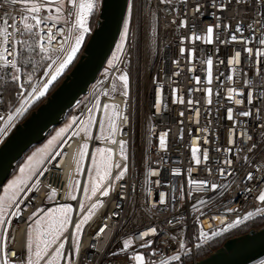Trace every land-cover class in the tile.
<instances>
[{
  "label": "built area",
  "instance_id": "2783aa9c",
  "mask_svg": "<svg viewBox=\"0 0 264 264\" xmlns=\"http://www.w3.org/2000/svg\"><path fill=\"white\" fill-rule=\"evenodd\" d=\"M197 5L201 6L200 12L195 11ZM220 7L224 10L219 11ZM127 8L128 0L124 19ZM5 10L11 11L12 6L0 9V16ZM181 20L186 22V27H179ZM262 21L264 0H241L240 3L236 0H169L168 3L133 0L129 35L124 51L116 53L120 58L114 61L120 71L109 69L108 61L113 56L109 58L87 93L65 118L69 122L85 119L97 97L101 104L107 103L118 108L115 142L90 139L87 141L88 151L92 152L96 145L101 146L112 153L114 162L119 161L122 167L126 163L128 168L125 177L114 182L113 178L119 170L113 167L112 176L102 186L111 185L109 196L103 197L97 192L84 205L86 214L92 204L101 201L85 225L78 256L74 257L73 264H133L131 257L137 253L145 256V264H164L173 255H180L182 259L171 264H195L200 260L196 256L197 250L208 247L211 241L264 214L257 211L264 205L255 199L264 191V62L257 61L255 52L249 57L244 51L246 46L254 50L264 47L256 40V37L264 38ZM217 24L221 25L219 29L215 28ZM210 25L214 27V39L215 36L219 39L210 45L203 42L193 44L189 39L192 33L204 34ZM237 27L241 29L240 33L235 31ZM233 35L237 37L236 42H230ZM249 36L253 42L245 45L242 41ZM56 37L52 47L58 48L59 32ZM181 47L186 49L183 56L180 55ZM193 48L195 55L190 63L187 50ZM237 50L241 51V64L230 67L228 60L235 56ZM209 56L213 60L211 83L207 82L208 69L203 62ZM261 61H264V57H261ZM121 72L129 76L127 98L110 96L111 78ZM5 73L8 71L0 69V77ZM229 75L233 77L231 81L227 79ZM207 88L212 89V92L206 96L204 89ZM229 88L237 93L243 92L244 97L236 95L229 100ZM157 89H160L159 108ZM173 89H177V98L182 97L183 103L172 102ZM29 90L28 87L24 89L25 92ZM249 91L254 94L252 105L247 104ZM103 92H109V95L104 96ZM20 99L19 96L9 109L0 110V117H7L14 111ZM189 99L193 101L191 105L187 102ZM237 99H241L240 104L236 103ZM229 108L233 110V120L227 119ZM243 111H250L251 115L240 116L239 113ZM181 112L184 113L182 116ZM101 114L102 110L96 113L97 116ZM11 132L0 140V146ZM90 132L97 135L98 127L94 124ZM163 132L168 133L166 150L159 149V135ZM120 141L126 142V161L121 160L118 154ZM82 143L81 139L74 138L67 146V154L59 167L54 166L60 161V157H57L56 161L43 165L49 170L42 176L28 181L29 184L36 183V187L23 194L20 204L23 212L19 219L13 220L7 241L10 264H25L26 234L31 221L29 217L33 213L68 204L72 208L73 223L81 218V187H76L77 200H70L69 194L75 181H80L81 185L86 182V170L90 164L87 154L83 158L80 173H76ZM193 147L201 150L198 152L201 157L203 150L207 149L209 161L197 165L191 159ZM249 148L252 150L249 151ZM226 159L233 161L230 167L223 163ZM221 168L233 174L221 176ZM174 170H179V174H174ZM152 171L158 174L151 175ZM250 172L254 176L252 181L245 179ZM202 180L209 185L217 184L218 188L202 191L200 185L194 183ZM190 191L191 199L188 196ZM52 192L55 195L49 201L47 196ZM161 192L165 194V205L156 203ZM201 200L203 203H200ZM193 205L198 207L194 208ZM249 211L255 213L253 217L242 221L235 228L223 231L238 216ZM212 217H221L224 223H217ZM204 219L209 221L210 228L200 224ZM102 227L104 232L97 237ZM153 227L157 233H150L147 237L151 246L140 247L143 244L140 233ZM201 228L209 233L219 232L220 235L200 243L196 235ZM72 230L70 225L63 237L65 251L69 254L72 251ZM125 239H132L133 247L123 253L121 248ZM179 240H184L185 250L179 249ZM197 243H200V247H196ZM253 264H264V258Z\"/></svg>",
  "mask_w": 264,
  "mask_h": 264
},
{
  "label": "snow or ice",
  "instance_id": "6c2138e0",
  "mask_svg": "<svg viewBox=\"0 0 264 264\" xmlns=\"http://www.w3.org/2000/svg\"><path fill=\"white\" fill-rule=\"evenodd\" d=\"M169 0H160V3H168ZM231 2V0H230ZM240 3L241 0H236ZM11 5L12 10H5L3 15L0 16V69H5L11 74V80L14 84L18 85L19 106L15 107L14 111L10 112L7 117H0V140L6 137L15 126V124L46 96L50 88L55 82L62 76L65 70L73 62L74 58L80 51V48L85 40L86 35L90 32V17H92L98 7L99 0H0V9L5 6ZM219 11H223L224 8H218ZM196 12L201 11V6L195 7ZM133 15V0H128L127 15L123 21V31L120 38V43L117 45V52L124 51L125 41L129 35L130 22ZM220 19V17H216ZM175 22V21H174ZM264 23V21H262ZM179 27H186V22L181 20ZM221 27L220 24L215 25L216 29ZM226 29L227 25L224 26ZM47 29V31H45ZM237 33L241 32V29L237 27L235 29ZM60 33L59 47H52L53 42L57 40L56 33ZM193 44L196 42H203L205 45L215 43L218 36L214 39V27L208 26L204 34L192 33L189 37ZM237 37L235 35L230 37V42H236ZM260 46H264V38L256 37ZM223 42V41H222ZM245 45L252 43V37L249 36L242 41ZM184 43V40H181ZM27 50L28 53H35L39 57L33 64L31 58L29 59L27 66L31 68V72L21 82V71L24 65L21 64V58ZM186 49L181 47L180 55L185 54ZM244 51L248 53L249 57L255 52V57L258 62L261 61V57H264V47H258L255 50L252 47H245ZM188 58L191 63L195 49H188ZM11 57V60L9 59ZM120 57L117 54L113 55V59L108 61L109 69H116L120 71L117 65L114 63ZM207 65L208 69V83H211V69L213 60L209 56L203 61ZM173 63H178L174 61ZM241 64V51L237 50L235 56L228 60V65ZM37 66L43 69L42 75L36 77L34 80V74L37 71ZM190 71L192 69H189ZM179 73H175L178 75ZM105 75L107 76V70ZM229 81L233 79L231 75L227 77ZM111 91L116 92L118 87L120 95L124 98L128 97L129 94V76L126 72H121L120 75L113 76L111 78ZM119 82V84L117 83ZM198 83L201 81L197 80ZM247 83V81H246ZM30 88L29 91L25 92V86ZM206 96L210 95L212 89H204ZM173 103H183V98H177V89H173ZM157 93V108H159V97L160 89L156 90ZM102 95L108 96L109 92H103ZM239 95L241 98L244 97V93H237L234 89L229 88L227 98L232 100L233 96ZM253 92L247 93V104H253ZM188 104H192L193 101L189 99ZM209 103L211 101H208ZM237 104L241 103V99L236 100ZM113 108V111L118 113L119 109L115 106H111L107 103L101 104L99 97L96 102L88 109V116L86 119L72 120L64 128H61L56 135L48 141L44 148L37 150L31 156L27 158V161L23 167L20 168V176L10 182L7 187L4 188V194L0 195V264H10L8 259V248L7 241L9 239V232L12 227L14 219H19L23 212L20 204L23 202V194L34 189L36 183L29 184L28 181L33 180L39 176H42L44 172L49 169L43 167L46 163L56 161L57 157H60V161L54 165L59 167L63 157L67 154V146L73 142L74 138L81 139L83 143L80 147V157L83 158L86 154L89 156L91 167L87 168L86 174L88 175L89 183L82 184L80 181L76 182V185L80 186L84 195L85 200L89 199L90 196H94L97 192H100L101 196H109V188L102 187L104 182L112 176L111 169L114 167L119 171L114 176L113 181H121L127 171V164L121 166L119 161L112 160V153L105 148L96 147L94 151L89 152V144L87 143L90 139L96 141L108 140L114 141L115 131L117 126L115 124V116H109L108 110ZM100 116H97V112H101ZM184 113L181 112L182 116ZM240 116L249 117L250 111H243L239 113ZM227 119L233 120L234 113L231 108L227 110ZM96 125L99 129L100 134L95 135L90 132L93 125ZM107 126V133L105 128ZM235 127V124L233 125ZM206 131V130H205ZM167 132L160 133L159 135V149L166 150V138ZM250 140L251 137L249 136ZM208 142L207 140L205 141ZM235 143V141H230ZM255 147V145H252ZM126 142H119V156L121 160L126 161ZM49 149H54L49 151ZM220 149H217L219 151ZM252 148H249L251 151ZM201 150L193 147L191 149V159L196 162L197 165L201 163H207L210 159L209 151L204 149L202 157L198 156V152ZM226 152L228 150H225ZM99 154V156L97 155ZM247 160V158H245ZM223 163L227 166H231L232 160H224ZM81 171L80 164L77 163L76 172L77 174ZM211 173V169H209ZM94 174V175H93ZM157 171H152L151 175H157ZM174 174H179V170H174ZM232 175L233 173L227 172L225 168L220 169V175ZM245 179L252 181L254 179L253 174L250 172L247 174ZM38 182V181H37ZM158 183V181L156 182ZM200 185L202 191L216 190L217 184L209 185L207 181H194ZM250 191V190H249ZM55 193H49L47 199L51 201L54 198ZM70 199L77 200V196L69 194ZM189 198H192L191 191L188 193ZM255 199L264 205V191H261ZM101 201H97L92 204V207L86 214H84V200H80L79 211L82 213L81 218L73 223V217L70 215L72 208L67 204L62 207L54 208L51 211L47 209H41L38 213H33L29 217V220L33 221V224L29 225L27 230L26 240V252L28 253L27 264H73L74 257L78 256L79 245L81 243V235L84 231L85 225L89 218L93 215ZM159 205L166 204L165 194L161 192L159 194ZM153 204V207L156 206ZM203 203V200L200 201ZM194 208L198 207L193 205ZM231 211V209L229 210ZM258 212L264 213V208L257 209ZM255 213L252 211L247 212L243 216H238L232 223H229L223 231L235 228L241 224L242 221H247L253 217ZM217 223L223 224L224 220L221 217H212ZM171 224L172 221H169ZM200 224L204 225V228H210L209 221L207 219L201 220ZM72 226L71 232V254L65 251V241L63 239L64 234L69 230V226ZM107 227V225H105ZM104 232V228L100 229L97 233V237L100 233ZM156 234V228H150L140 233V238L143 240V244L140 247H150L151 241L147 239L149 234ZM220 235L219 232L211 231L210 233L201 228L196 235V239L203 243L212 237ZM200 243L196 244V247H200ZM179 249L185 250L186 244L184 240H179ZM133 247L132 239H125L121 252L126 253L129 248ZM15 255V253H13ZM180 255H173L169 261L164 264H171L174 261H181ZM133 264H145L146 258L141 254H134L131 257Z\"/></svg>",
  "mask_w": 264,
  "mask_h": 264
},
{
  "label": "water",
  "instance_id": "95a60500",
  "mask_svg": "<svg viewBox=\"0 0 264 264\" xmlns=\"http://www.w3.org/2000/svg\"><path fill=\"white\" fill-rule=\"evenodd\" d=\"M127 0H100L97 20L70 71L0 146V191L16 165L84 96L108 61L119 37ZM264 258V226L226 240L195 264H253ZM192 264V263H191Z\"/></svg>",
  "mask_w": 264,
  "mask_h": 264
},
{
  "label": "rangeland",
  "instance_id": "374dc122",
  "mask_svg": "<svg viewBox=\"0 0 264 264\" xmlns=\"http://www.w3.org/2000/svg\"><path fill=\"white\" fill-rule=\"evenodd\" d=\"M99 8H100V0H99V7H98V9H97V11L99 12ZM97 17H98V13H97ZM96 20H97V18H96ZM94 26V25H93ZM93 28V27H92ZM92 28H90L91 30H92ZM91 30H90V32H91ZM122 31H123V25H122V28H121V31H120V34H119V37H118V39H117V42H116V44H115V47H114V49H113V51H112V53H111V55H110V57L109 58H111L114 54H116L117 53V45L120 43V38H121V34H122ZM90 32L88 33V34H90ZM25 52H27V50H25ZM79 53V52H78ZM78 55V54H77ZM77 55H76V57L74 58V60H73V62L69 65V67L65 70V72L62 74V76L58 79V81L57 82H55L54 83V85L50 88V90L49 91H51L55 86L57 87L58 86V84L61 82V80H62V78L70 71V68L72 67V65L74 64V62L76 61V58H77ZM31 58V60H32V62H33V64L35 63V61L37 60V59H39V57L38 56H36V54L35 53H28L27 52V55L25 56V58H22V61H24V59H25V64H27L28 63V61H29V59ZM109 60V59H108ZM43 71V69L42 68H40L39 66H37V71L35 72V74H34V79L38 76V74L39 73H41ZM31 72V71H30ZM30 72H28V73H26V74H24V71H21V82H23V80H24V78L30 73ZM5 82H12V80H11V74L8 72V73H5V74H3L1 77H0V104H1V102H2V99H1V95H2V93H3V83H5ZM118 84H119V82H117ZM17 87H18V85H17ZM26 87H28L27 85L25 86V88ZM55 87V88H56ZM24 88V89H25ZM120 88L118 87V89H117V91L116 92H112L111 91V88H110V96H113V95H120L119 93H120ZM48 94V93H47ZM46 94V95H47ZM49 96V95H48ZM46 97V96H45ZM44 97V98H45ZM44 98H42V99H44ZM40 100V101H42L43 102V100ZM110 105V104H109ZM111 106H113V105H111ZM31 109H32V107H31ZM30 109V110H31ZM29 110V112H28V115H29V113L31 112ZM27 115V116H28ZM108 115L109 116H115V118H116V112H114L113 111V108H110L109 110H108ZM88 116V115H87ZM87 116H86V118H87ZM85 118V119H86ZM69 124V120L68 119H66V120H64V122L63 123H61L59 126H57V127H55L51 132H50V134L45 138V140L41 143V144H39V145H37L36 147H34L33 149H31L25 156H24V158L19 162V164L18 165H16V168H15V170H14V172H13V174L11 175V177L7 180V182L4 184V186L2 187V189H1V191H0V195H3L4 194V188L5 187H7V185L10 183V182H12L14 179H16L18 176H20V168L21 167H23L24 165H25V163H26V161H27V158L29 157V156H31L33 153H35V152H37V150H39V149H42V148H44L45 147V145H47V143H48V141L49 140H51L55 135H56V133L61 129V128H64L66 125H68ZM105 132L107 133V126H106V128H105ZM100 134V132H99V129H98V133H97V135H99ZM104 141H107V142H110V141H108V140H101V141H99V142H104ZM96 147H101V146H98V145H96L95 147H94V149H93V151L95 150V148ZM101 148H103V147H101ZM53 149H49V151H52ZM107 150V149H106ZM98 156H99V154H97ZM84 158V157H83ZM83 158H81L80 156H79V164H80V168H81V165H82V162H83ZM91 167V163L89 164V168ZM77 173V172H76ZM80 173V172H79ZM78 173V174H79ZM94 175V174H93ZM86 183H89V180H88V175H87V177H86V182H85V184ZM76 187H77V185H76V181L74 182V186H73V189H72V192H71V194L72 195H75V192H76ZM93 196H90V198L89 199H86L85 200V198H84V195H82V199L81 200H84V205L88 202V201H90L91 200V198H92ZM70 200H72V199H70ZM63 205H65V204H61V205H56V206H51L50 208H48L47 210H49V211H51L52 209H54V208H58V207H62ZM68 205V204H67ZM69 207H71L70 205H68ZM70 215H71V213H70ZM31 224H33V221L31 220L30 221V223H29V225H31ZM29 225H28V227H29ZM27 230H28V228H27ZM27 240V239H26ZM27 259H28V253L26 252V260H25V264H27Z\"/></svg>",
  "mask_w": 264,
  "mask_h": 264
},
{
  "label": "trees",
  "instance_id": "16d2710c",
  "mask_svg": "<svg viewBox=\"0 0 264 264\" xmlns=\"http://www.w3.org/2000/svg\"><path fill=\"white\" fill-rule=\"evenodd\" d=\"M97 13H98V11H96V13L92 17H90V20H89L90 28L93 27V25H94V23L96 21ZM88 37H89V34L86 35L85 40H84V42H83V44H82V46L80 48V51H79V53L77 55V58L80 55V53H81V51H82V49L84 47V44L86 43ZM26 55H27V52H25L23 54L22 58H25ZM22 58H21V64L24 65L22 67V71H24V74H26V73L31 71V68L28 67L27 64H25V59H24V61H22ZM77 58H76V60H77ZM55 87L51 91L48 92L46 97L55 89ZM2 88H3V93L1 95L2 102L0 104V110H6V109H9L10 107H12L17 102V100L19 98V88L13 82H5V83H3V87ZM44 99H42V100H44ZM41 103H42V101L37 102L35 104V106H33L30 111L35 110ZM68 114H69V112L67 113V116H68ZM27 115H26V117H27ZM263 226H264V214L262 216L254 218L253 220L249 221L247 224L235 229L231 233L211 241L210 244L208 245V247L201 248V249L197 250L196 256H197L198 259H202V258L206 257L208 254H210L212 251H215L216 249H218L226 240H228L230 238H233V237H236V236H240V235L246 234L249 230H252V229L257 230V229H259V228H261Z\"/></svg>",
  "mask_w": 264,
  "mask_h": 264
},
{
  "label": "bare ground",
  "instance_id": "6f19581e",
  "mask_svg": "<svg viewBox=\"0 0 264 264\" xmlns=\"http://www.w3.org/2000/svg\"><path fill=\"white\" fill-rule=\"evenodd\" d=\"M84 176H82V179H83Z\"/></svg>",
  "mask_w": 264,
  "mask_h": 264
}]
</instances>
